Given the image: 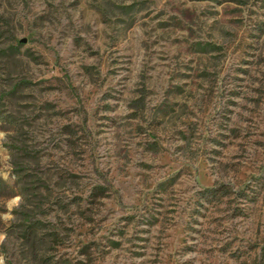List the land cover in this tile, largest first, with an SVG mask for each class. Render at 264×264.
<instances>
[{
    "label": "rangeland",
    "instance_id": "obj_1",
    "mask_svg": "<svg viewBox=\"0 0 264 264\" xmlns=\"http://www.w3.org/2000/svg\"><path fill=\"white\" fill-rule=\"evenodd\" d=\"M0 134V264H264V0H0Z\"/></svg>",
    "mask_w": 264,
    "mask_h": 264
},
{
    "label": "trees",
    "instance_id": "obj_2",
    "mask_svg": "<svg viewBox=\"0 0 264 264\" xmlns=\"http://www.w3.org/2000/svg\"><path fill=\"white\" fill-rule=\"evenodd\" d=\"M213 188V187H212ZM212 188H207V189H205V191H208V192H210V191H212L213 189Z\"/></svg>",
    "mask_w": 264,
    "mask_h": 264
},
{
    "label": "clouds",
    "instance_id": "obj_3",
    "mask_svg": "<svg viewBox=\"0 0 264 264\" xmlns=\"http://www.w3.org/2000/svg\"><path fill=\"white\" fill-rule=\"evenodd\" d=\"M0 135H2V134H0ZM17 199H19V198H17Z\"/></svg>",
    "mask_w": 264,
    "mask_h": 264
}]
</instances>
